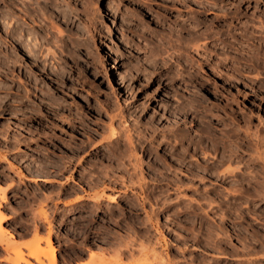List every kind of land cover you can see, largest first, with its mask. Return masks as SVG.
Masks as SVG:
<instances>
[{"label": "rangeland", "instance_id": "374dc122", "mask_svg": "<svg viewBox=\"0 0 264 264\" xmlns=\"http://www.w3.org/2000/svg\"><path fill=\"white\" fill-rule=\"evenodd\" d=\"M262 186L264 0H0V264H264Z\"/></svg>", "mask_w": 264, "mask_h": 264}, {"label": "bare ground", "instance_id": "6f19581e", "mask_svg": "<svg viewBox=\"0 0 264 264\" xmlns=\"http://www.w3.org/2000/svg\"><path fill=\"white\" fill-rule=\"evenodd\" d=\"M109 8V7H108ZM17 30H18V28H17ZM22 30V29H21ZM14 31V30H13ZM19 31V30H18ZM12 32V31H11ZM14 33V32H13ZM20 33V32H19ZM22 33V32H21ZM7 34H8V32H7ZM27 35V34H26ZM11 36V35H10ZM20 36H21V34H20ZM22 36H25V35H22ZM27 38H29L28 36H27ZM14 39H15V41H17V42H19L20 41V39H22V38H20L19 37V34H15V37H14ZM28 40V39H27ZM27 40L26 41H23V42H25V43H27ZM22 41V40H21ZM14 42V41H13ZM25 43H23V44H25ZM19 44H21V43H18L17 45H19ZM28 45V44H27ZM30 45V44H29ZM21 46H23V45H21ZM25 46V45H24ZM18 47H20V46H18ZM29 47H34V46H32V44L29 46ZM22 48V47H21ZM35 48V47H34ZM29 50V49H28ZM31 50H34V49H31ZM33 53V52H32ZM36 52H34V54H35ZM207 131H208V129H207ZM113 132V131H112ZM204 132V131H203ZM116 133V132H115ZM208 133V132H207ZM184 135V134H183ZM202 135V134H201ZM112 136H114L113 134H112ZM117 136H118V134H117ZM186 136V135H185ZM116 137V136H115ZM181 137V136H180ZM180 137H178V138H180ZM183 137H181V139H182ZM203 138V137H202ZM182 141V140H181ZM199 141V140H198ZM191 142H192V140H191ZM190 142V143H191ZM194 143V142H193ZM182 144H183V142H182ZM196 144V143H195ZM195 144H194V146H195ZM201 144V143H200ZM202 145V144H201ZM197 146H199V145H197ZM197 146H195V147H197ZM201 147V146H200ZM198 150V149H197ZM200 150V149H199ZM202 150V149H201ZM180 154V153H179ZM135 155V154H134ZM133 156V155H132ZM224 162V161H223ZM226 162V161H225ZM223 164V163H222ZM132 165V164H131ZM135 165V164H134ZM206 167V166H205ZM209 167V166H208ZM211 167H213V166H211ZM211 167H209V168H211ZM219 167H220V165H219ZM140 168V167H139ZM207 168V167H206ZM229 168V167H228ZM227 168V169H228ZM108 169V168H107ZM134 169V168H133ZM214 169V168H213ZM219 170V169H218ZM226 170V169H225ZM230 170V169H229ZM135 171V170H134ZM193 171H195V170H193ZM198 171V170H197ZM217 171V170H216ZM228 170H226V172H227ZM232 171H234V170H232ZM189 172H190V170H189ZM205 172V171H204ZM224 172V171H223ZM222 172V173H223ZM228 172H230V171H228ZM231 173H233V172H231ZM230 173V174H231ZM220 174V173H219ZM226 174V173H225ZM104 175V174H103ZM227 175H229V173L227 174ZM227 175H225V176H227ZM108 176V175H107ZM221 176H223V175H221ZM240 176V175H239ZM106 177V176H105ZM162 177H163V175H162ZM237 177V176H236ZM107 178V177H106ZM113 178V177H112ZM199 177H197V179H198ZM227 178V177H226ZM108 179V178H107ZM202 179V178H201ZM200 178L198 179V180H201ZM240 179V178H239ZM243 179V178H242ZM242 179H240V180H242ZM132 180V179H131ZM253 180H256V179H253ZM104 181V180H103ZM111 181V180H110ZM109 181V182H110ZM161 181V180H160ZM205 181V180H204ZM130 182V181H129ZM203 182V181H202ZM243 182V181H242ZM246 182V181H245ZM260 182V181H259ZM160 183V182H159ZM178 183H180V182H178ZM250 183V182H249ZM252 183V182H251ZM250 183V184H251ZM262 183V182H261ZM109 184V183H108ZM125 184V183H124ZM134 184V183H133ZM136 184V183H135ZM244 184V183H243ZM243 184H241L242 185V187H243ZM258 184V183H257ZM93 185H95V184H93ZM181 185V184H180ZM252 185V184H251ZM261 185V184H260ZM125 186V185H124ZM135 186V185H134ZM179 186V185H178ZM178 186H177V188H178ZM256 186V185H255ZM123 187V186H122ZM183 187V186H182ZM257 187V186H256ZM255 187V188H256ZM263 187V186H262ZM92 188V187H91ZM96 188V187H95ZM238 188V187H237ZM236 188V189H237ZM241 188V187H240ZM249 188V187H248ZM254 188V191L256 190ZM258 188H261V186L260 187H258ZM264 188V187H263ZM116 189V188H115ZM134 189V188H133ZM235 189V190H236ZM242 189V188H241ZM245 189V188H244ZM247 189V188H246ZM253 190V189H252ZM251 190V191H252ZM231 191H232V189H231ZM230 191V193L232 194L233 192L234 193H237V192H235V191H232L231 192ZM243 191V190H242ZM253 191V192H254ZM257 191H259V190H257ZM261 191V190H260ZM264 190H262V192H263ZM224 192V191H223ZM247 192H249L248 190H247ZM256 192V191H255ZM261 192V193H262ZM233 193V194H234ZM245 193H246V190H245ZM249 193H252V192H249ZM249 193H247V195H249ZM232 194V195H233ZM238 194V193H237ZM240 194H242V192H240ZM244 194V193H243ZM257 194V193H256ZM244 195H246V194H244ZM253 195V194H252ZM251 195V196H252ZM260 195H262V194H260ZM100 196V195H99ZM236 196V195H235ZM250 196V195H249ZM96 197V196H95ZM102 197H104V196H102ZM238 197V196H237ZM242 197V196H241ZM245 197V196H244ZM248 196H246V198H247ZM258 197V196H257ZM257 197H255V198H257ZM245 198V199H246ZM98 199V198H97ZM112 199H115V198H112ZM248 199H250V198H248ZM99 201L101 200V199H98ZM115 201V200H114ZM238 201V200H237ZM247 203H248V201H247ZM212 204V203H211ZM225 204V203H224ZM222 205V204H221ZM213 206V205H212ZM232 207V206H231ZM233 209H235L234 207H232ZM235 210H237V209H235ZM80 211V210H79ZM237 211H239V210H237ZM75 213V212H74ZM148 217V216H147ZM78 218H79V216H78ZM81 218V217H80ZM79 218V219H80ZM3 220H4V218L2 217V215L0 214V245H4V244H7V243H3L4 242V238L6 237V233L7 232H5V229L3 228V226H2V222H3ZM132 228V227H131ZM85 233V232H84ZM218 234V233H217ZM148 236H149V234H148ZM141 237V236H140ZM145 237V236H144ZM146 238V237H145ZM149 238V237H148ZM147 240V239H146ZM165 241V240H164ZM53 242V241H52ZM225 242V241H224ZM46 244H48V245H46V247H50V249H48L47 248V250L48 251H41V250H43L41 247H40V244L38 243V244H33V243H29V244H26L25 246H23V247H19V248H17V249H14V250H19L20 251V249H22V248H24V249H26L27 250V252L28 253H23V252H17V256H16V258H10L11 260H9L8 261V263H11V264H47L46 263V261L47 260H49V264H60V261H59V259L55 256V249H54V247L52 246V244H51V239H49V240H47L46 241ZM7 245L9 246V248L7 247ZM6 245V247L7 248H5V250H9V249H11V248H13V247H15V246H13V247H10V244H7ZM132 245V244H131ZM218 246V245H217ZM2 247V246H1ZM128 247V246H127ZM220 247H222V246H220ZM41 248V249H40ZM130 248V247H129ZM45 249V248H44ZM218 250V249H217ZM121 251H122V249H121ZM85 252V251H84ZM107 252V251H106ZM129 252V251H128ZM222 252V251H221ZM14 253H15V251H14ZM120 254V253H119ZM131 254V253H130ZM28 257V258H27ZM77 257H79V256H77ZM121 257V256H120ZM122 258V257H121ZM29 259H33V260H35L36 261V263H33L32 261H30ZM79 260V259H78ZM162 262V261H161ZM169 263V262H168ZM167 263V264H168ZM101 264H110V263H108V262H104V263H101Z\"/></svg>", "mask_w": 264, "mask_h": 264}, {"label": "crops", "instance_id": "0c3cea01", "mask_svg": "<svg viewBox=\"0 0 264 264\" xmlns=\"http://www.w3.org/2000/svg\"><path fill=\"white\" fill-rule=\"evenodd\" d=\"M27 244H29V243H27ZM27 253H28V252H27ZM46 263L49 264V263H50L49 260H47Z\"/></svg>", "mask_w": 264, "mask_h": 264}]
</instances>
